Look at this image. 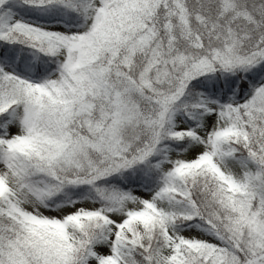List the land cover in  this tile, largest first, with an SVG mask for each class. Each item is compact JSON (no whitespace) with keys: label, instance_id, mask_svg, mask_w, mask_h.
I'll return each mask as SVG.
<instances>
[{"label":"snow or ice","instance_id":"1","mask_svg":"<svg viewBox=\"0 0 264 264\" xmlns=\"http://www.w3.org/2000/svg\"><path fill=\"white\" fill-rule=\"evenodd\" d=\"M0 264H264V0H0Z\"/></svg>","mask_w":264,"mask_h":264}]
</instances>
